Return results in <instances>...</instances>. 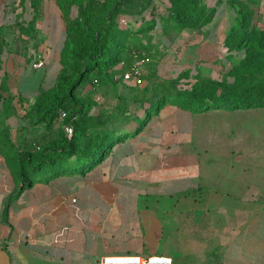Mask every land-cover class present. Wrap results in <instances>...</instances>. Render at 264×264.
Instances as JSON below:
<instances>
[{"label": "crops", "instance_id": "0c3cea01", "mask_svg": "<svg viewBox=\"0 0 264 264\" xmlns=\"http://www.w3.org/2000/svg\"><path fill=\"white\" fill-rule=\"evenodd\" d=\"M2 1L0 264H109L111 258H125V264L134 258L139 264H264V185L203 181L191 148L196 112L179 100L162 99L177 91L162 90L144 105L149 116L137 133L130 132L143 118L111 129L124 131V138L83 171L60 168L23 186L19 157L26 152L9 134L18 119L9 110L19 113L23 105L32 111L53 89L67 65L66 21L57 0H17L30 1L27 20L37 38L26 39L5 23ZM149 1L116 17L119 33L110 49L116 60L99 75L119 79L111 67L145 56L141 76L152 87L187 78L190 86L202 78L233 79L248 52L232 45L246 19L243 0H177L183 16L173 0ZM256 5L262 10L256 28L264 30V0ZM39 57L45 66L34 68ZM60 123L65 130L74 126L59 117L37 128ZM47 144L53 143L37 148V155Z\"/></svg>", "mask_w": 264, "mask_h": 264}, {"label": "rangeland", "instance_id": "374dc122", "mask_svg": "<svg viewBox=\"0 0 264 264\" xmlns=\"http://www.w3.org/2000/svg\"><path fill=\"white\" fill-rule=\"evenodd\" d=\"M258 2L260 0H243L245 28L249 32L257 29L259 15L262 12L261 7L256 5ZM2 4L1 13L10 29L15 26L14 28L25 35L26 39L37 38L36 32L31 33L27 20L31 10L30 1L3 0ZM173 4L172 8H175L174 1ZM75 17L81 20V10L75 11ZM144 57H140L138 61ZM137 62L134 61L126 67L124 60L122 62L124 69L120 68L121 66L115 69L111 67L113 72L119 74V79L92 73L77 89L76 97L93 106L92 113L77 120L76 127L82 133V137L76 143L77 151L90 152L97 139L111 129L133 124L139 118L146 120L149 114L144 112V105L154 102L162 90L178 92L191 88L190 83L193 82H189L188 78L171 82L165 87L150 86L154 84L153 81L144 76V84L140 86L123 83L120 80L122 74ZM263 64L257 60L249 68L248 79L245 82L249 84L248 94L251 99H254L253 95L260 90V86L264 87ZM96 78L100 80L97 87L94 85ZM22 107L23 105L19 113L16 110H9L10 115L17 114L20 120L17 119L8 129L10 135L18 138L19 150L34 154L37 148L46 143L60 147L71 140L72 136L67 134L64 124H57L53 128H37L32 111L28 108L24 110ZM195 119L191 148L199 156L203 181L222 185L228 183L264 185V102L240 103L235 106L226 103L222 106L209 107L196 112ZM1 122L0 128L5 131L3 121ZM18 122L22 124L16 125Z\"/></svg>", "mask_w": 264, "mask_h": 264}, {"label": "trees", "instance_id": "16d2710c", "mask_svg": "<svg viewBox=\"0 0 264 264\" xmlns=\"http://www.w3.org/2000/svg\"><path fill=\"white\" fill-rule=\"evenodd\" d=\"M173 1L175 10L183 16L185 7L177 0ZM149 2V0H57L66 21L67 65L58 75L53 89L32 110L33 121L36 124L53 125L60 112L65 111L67 120L73 121L75 130L71 140L60 147L47 144L40 148L38 155L20 154L19 173L24 187L48 171L57 172L60 168L69 166L83 171L93 164L94 160L99 161L116 141L124 138V131H110L97 139L90 152L77 151L76 143L82 137V133L76 127V117L88 116L91 104L79 100L76 91L84 83L87 75L93 72L100 74L104 67L115 62L116 58L110 54V49L119 33L116 17L123 10L128 12L143 8ZM33 3L36 5L37 0H33ZM76 10H81L80 21L75 17ZM245 21L238 26V33L234 35L232 45L247 48L248 52L244 60L235 65L232 80L202 78L189 90H179L175 95L163 96V101L179 100L195 112L226 103L235 106L240 103L264 102V87L260 86V90L253 95L254 99H251L248 94L249 84L245 82L248 79L249 68L257 60H260L261 64L264 63V30L254 28L249 32L245 28ZM143 124L144 120L130 133H137ZM81 165L84 166L81 168Z\"/></svg>", "mask_w": 264, "mask_h": 264}, {"label": "built area", "instance_id": "2783aa9c", "mask_svg": "<svg viewBox=\"0 0 264 264\" xmlns=\"http://www.w3.org/2000/svg\"><path fill=\"white\" fill-rule=\"evenodd\" d=\"M148 60H149L148 57H144V58L140 59L130 69H128L127 71L124 72L123 79L126 82H129V83L131 82L135 85H141L143 83V78L141 76L142 65H143V63L147 62ZM33 66H34V68H41V67L45 66V60L43 58L39 57L33 62ZM97 81L98 80H95V82H97ZM59 117L63 118V119L66 118L67 112L61 111ZM66 131H67L69 136H72L74 133L73 124H68L66 126ZM138 264H139V262H138Z\"/></svg>", "mask_w": 264, "mask_h": 264}, {"label": "water", "instance_id": "95a60500", "mask_svg": "<svg viewBox=\"0 0 264 264\" xmlns=\"http://www.w3.org/2000/svg\"><path fill=\"white\" fill-rule=\"evenodd\" d=\"M109 264H125L128 260L125 258H111L108 260ZM133 264H138V258L132 260Z\"/></svg>", "mask_w": 264, "mask_h": 264}]
</instances>
